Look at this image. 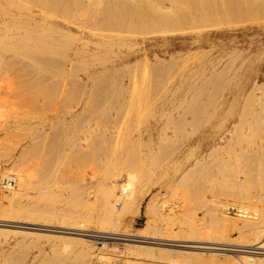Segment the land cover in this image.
<instances>
[{
    "label": "bare ground",
    "instance_id": "bare-ground-1",
    "mask_svg": "<svg viewBox=\"0 0 264 264\" xmlns=\"http://www.w3.org/2000/svg\"><path fill=\"white\" fill-rule=\"evenodd\" d=\"M18 1H21V0H18ZM90 2L92 1H89V3ZM39 3L41 4L40 6L44 8L42 12L46 13L48 17L50 16L48 19L52 18V20L50 19L49 21L50 23L48 22V20H46V23L48 22V24L42 25V23H44L43 21H45V20H42V23L40 22L41 27H39V29L40 28L42 29L39 30L37 28V26L39 25L36 21L39 20L40 15L35 12L25 11L23 15H21L20 17H16V18L17 19L20 18V21L27 22V24L31 26L32 30L28 29L30 30L28 31L24 29L25 32L20 33L21 35L18 38H13L15 35V34L13 35V33H7L3 41L0 43V46L2 47L0 49L5 50L4 52H1L2 51L1 50L0 51L1 53H5L6 51L13 52L19 56L26 57V58L28 57L29 59V57L33 55V53L34 54L40 53L41 55V53L46 52L47 56L49 57H52V56L54 57V55L55 57L57 56V58L62 57L61 59H63L64 57H70L69 60L71 62V60L74 61V59L79 58L78 56L79 54H81L80 53L81 51L82 52L88 51V50H85V48L87 47L89 42H92V44L95 46V48L91 52L95 54V57L102 58L105 56H114L112 61L115 64L117 63L122 64L124 62V59L128 60L130 56H132V54L134 53V51L132 52V54L125 53L120 58V55L118 54V52H120L119 48L126 47L128 49H131L133 44L131 42L128 43L125 39H117L114 37H110L108 35H104L102 31H99L97 29H86L85 30L89 32L90 34L97 36L98 39L94 41L83 38L82 35L77 34V32L76 33L72 32L70 28L65 30L64 28L59 26L60 24H58L59 20L55 12L56 10H55L54 1L51 0L50 1L51 4L49 3L47 8H45V4L43 0H40ZM21 5L22 4L16 3V0H0V9H2L5 6H9V12L11 14L15 13L18 7H20ZM212 5H213V8H211V10H213L212 13L214 14V17H215V19L212 18V23L216 22L213 25L215 29L213 32V35L220 37V38L226 37V36L229 37V35H232V34L237 35V36H233V40L229 45L233 46L234 48L232 52L239 54L238 55L239 59H240L241 53H243L244 51L247 52V50L249 52L254 47V43H252L251 40H249L248 43H246L245 41L243 43L238 38V33H241V34L242 33L247 34V32L257 33L258 36H260L261 42L264 41V0H214V4ZM118 8L120 7L118 6ZM125 12L127 13V10ZM117 14H118V11H117ZM176 14H178V12ZM3 17L4 15L2 16V18ZM174 17L175 16H173V18ZM5 19L6 17H4L3 20ZM53 20L57 22L55 23ZM70 20L72 19L70 18ZM213 20H216V21L213 22ZM163 21L159 20V22H163ZM25 22L22 24L26 25ZM35 22L37 23V26H36L37 30L33 31V29H35L34 25H36ZM51 22L53 23V26H51ZM17 23H18V26L19 24H21V22H17ZM5 24H7V22L3 23V25ZM129 24H130V21H129ZM125 25L127 26V24ZM76 27L80 33L84 32L83 29L81 31V28H79L78 25ZM20 28L22 29L23 27H20ZM182 29L183 28L181 27L180 30ZM59 30L63 31L62 32L63 37L67 33L68 39L73 40V38L69 37L71 35L72 37L75 38L73 42L75 40H76L75 42H78L77 44L75 43L73 46H71L72 45L71 44L72 40H71L70 41L71 43H69L70 52L63 53L62 54L63 56H61V53L59 52V49H58L59 46L57 45V44H61V43H57L58 41L59 42L61 41L60 40L56 41V35L59 32ZM64 31H66V33H64ZM103 32L105 33V31ZM128 32L127 33L124 32L123 34H128ZM145 32H146V29H145ZM115 35L116 37H118L120 34L118 36L117 34ZM58 37L59 36H57V39ZM63 37L60 36L59 38H63ZM64 38H66V36ZM67 38L65 41L69 42ZM236 38L238 39L235 40ZM45 41L47 43L50 42V44L53 46L51 45L49 46V43L48 44L46 43L45 45ZM62 41H63L62 42L63 44L60 45V47L67 44L66 42L64 44V40ZM261 42L258 44H261ZM66 50L68 51V47L66 48ZM140 50H137V51H140ZM144 52H145V49L142 50L141 55L143 54L145 55ZM1 53H0V61L4 60V57L1 56ZM44 58L46 59V56H44L43 59ZM52 59L54 61V58ZM184 59H182V61ZM261 59L262 58L260 57V60ZM39 60L41 61V63L44 64L43 62L44 60L42 61V56H41V59ZM46 60L47 62L46 61L45 62L48 63V59ZM64 60L66 61L67 58H64ZM185 60L188 61L187 58ZM185 60H184V64L186 62ZM221 60H222V56L217 55L211 60H209V65H206L207 63H205L203 64V66H200L201 74L210 72V70L214 72H216V70H220L222 66L219 69L217 66L221 63ZM260 60L258 58V61H257V58L248 56L244 60L240 61V64L238 65L235 64L234 66L235 67L237 66L236 68H231V69H237L238 72L234 71L233 73L232 77L236 81L235 83L231 85V89L229 90V96L223 97L222 99H219L220 97H218V99L210 100L211 98H213V95H212L213 93H212L211 94L212 97L210 99L208 98L209 102L207 101L208 106L206 107V108H211V112L209 110L207 111V109L205 112V109H204V112H205V114L203 113L204 120L200 122L201 129L197 128L198 130L196 129L195 134L194 133L191 134V137L187 142L182 143V145L176 144L179 147L174 146L176 148H173V149L171 148V150L168 151V154L166 153L167 156L164 155L165 157H162L161 161L164 160L163 158H166V159L163 162L159 161L160 163L158 164L156 162V165L154 167H153V163H155L154 161L156 160V156L158 155L157 154L158 151L156 150L158 148L157 146H155L157 145L156 143L164 142L166 139L169 138L168 134L165 132L166 131L165 126L166 124L167 125L169 124L167 123L168 120L174 121V119L178 117L180 118L184 117L183 115L188 114L187 112H191L192 114L199 113L200 111L203 112V108L207 103L205 100L204 101L206 103L204 106L202 104L203 108L202 110H200L197 108H194V109L192 108L194 106L196 107L199 106V103L201 102L197 103L196 100L194 99H190V100L185 99L184 95H183L184 96L183 98L175 97V96H159L158 97L157 95L158 93H157L156 94L157 97L155 96L154 98H149L144 95L145 88L143 90V87H141L140 82L137 83V81H131V82L118 81L119 83L117 82L116 83L114 82L103 83V85L99 87H97L98 85L96 84H95V87H93V84L92 85L86 84L85 87H82L83 90L86 91V90H90L91 88H94V90L96 91L102 90V92L100 91L101 95L94 94V95L89 96L81 92L83 95H80L79 93V96L77 94L75 96L74 95L72 96L70 95L72 93L69 92L71 91L70 90L71 88L69 86L70 84L68 85L69 86L68 88H70L68 90L66 88L67 86L65 85L66 83H63L64 79L61 81L54 80L56 81L55 83H53L54 86L56 85L54 89L52 86H50L51 84L48 85L52 87V90H55V91L51 90V92H54L53 95L50 92L51 96L50 95L47 96L49 94L48 92H47L48 94H46L45 96L43 95L40 96V94L29 96L28 95L29 92H27L26 86L28 85V83L30 84L32 81L28 82L30 80L28 79V81L26 80L25 83L22 82L23 84L20 87H23L22 90L25 91V93L24 92L22 93V91H20L21 96H22V103H21L19 114L13 115L8 120L2 119L0 117V162L2 160L7 161V164L5 167H2V166L0 167L1 168L0 169L1 170L0 180L4 178H9V177L14 178L15 180V184L13 187L6 188L5 190L0 189V215L3 216L5 219H7L6 217H9V214H12L16 216L17 218L25 219V221L22 220V222H18L19 224H31V226L36 225V227L37 225L49 227L50 224L49 225L48 224L44 225V223L35 224L32 222V220L35 222L36 220H40V221L41 220H52L53 221L52 224L65 223V226L67 224H72L73 225L72 227L59 226V228L62 227V229L63 228L66 229L65 230L66 232L56 231L57 228L56 230H45V229L44 230L49 231V232L63 234V235L59 234L53 237H55V239L63 240L65 243H69L72 241L80 242L84 247H82L80 251L79 249L77 250V252L79 251L80 254L81 253L83 254L82 256L83 263L79 262V264L81 263L85 264L86 262H88V260L91 259L92 255L94 254V250H93L94 242L92 241V238H94L95 240H102V239L110 238L108 236H111V235L113 236L114 234L115 236L116 235L118 236H116L115 238H110V239L123 240V241L125 240L127 242L132 241V242L155 244V245L156 244L157 245H167V246L170 245L174 247L190 248V249H195V250H200V251L202 250L212 251V250H217V249H224V250L229 251L230 250L229 247L218 248L215 244H218L219 242L218 243L202 242V243L188 245V244H184V241L178 240L179 242H183V244L182 243L172 244V243H166V242L163 243L164 240H167L165 238L161 239V238H155V237L146 236V235H133V233L131 234L125 228L126 217L127 215L131 213H133L134 215V213L139 210L143 197L146 195V193L150 189L148 188V180L152 176H154V179H158L161 184L164 182L167 188L168 187L170 189L173 188L170 190L172 191V193L170 194L169 198H167L168 194L167 196H165L163 195L162 192H161L162 195L160 196L158 195L159 197L155 193L150 197V199L148 198L149 200L147 201L145 205V209H144V213H145L144 215H146L145 216L146 221H145L144 226L140 228L139 232L148 231L155 236L156 235L176 236L175 234H173V232L171 234L170 229H169L172 227L171 226L172 224L176 223L178 225L176 227H178L180 231H183V233L185 232V234H182V232H180V234L184 236L186 235V236H189L195 239L202 237L200 236L201 234L200 232L196 233V231H198V227L200 226H198L197 220H199V218L197 217L196 213H194L195 210L192 211V209L190 208L191 211H188L189 210L188 209L187 210L188 212L185 213L184 217L180 219H178V216L176 214H173L175 213L173 212L175 205L179 206L182 201L185 202V201L192 200V198L190 199V197L192 196L193 192L189 191L188 189H185L186 187L183 188L182 187L183 185L181 184H183L182 183L183 181L191 178L193 173L196 171V168H198L197 167L198 165L201 166V168L200 167L199 168L201 169L200 171H202V166L206 164L204 163L206 157L208 158V156L209 157L212 156V158H216V160H218L219 158H223L219 155L221 152H223V154L225 155H230L234 158L236 170H243V171L246 170L247 167L244 163L243 153L238 152L235 147L236 145L240 143V141L245 142L246 138H248V135L250 136L252 133H255L254 131L257 132V129L262 130L264 132V111L263 113L259 111H255V110L251 112L253 109L252 107L253 104L251 103L252 105H250V102H251L250 97L251 98L255 97V99H258L260 96L259 93H258L259 95H257V91L260 90L259 88L261 84V83H258V79L260 77L259 76L260 69L262 66H264L263 62H260ZM226 61L227 63L231 62L232 64V61L230 62H228L229 60H226ZM34 62L35 61L30 60L28 64L29 65L34 64L37 67L38 64L36 65V63ZM56 62L57 64L59 63L58 59ZM97 62H100V61H97ZM4 63H6V61H4ZM49 64L52 65L54 63L49 62ZM57 64H54L51 67H54ZM69 64H67L68 66H66V64L64 65L66 69H70V68H67L69 67ZM180 64H183V63H180ZM10 66H12L11 63H10ZM58 66H55L56 70H59V69H61V71L65 70V67L63 68L60 65ZM116 68L117 67H115V69ZM124 68H128V64H124ZM18 69H21L20 71L22 70L24 71L22 66H20V68L18 66ZM39 70L41 71L40 68ZM227 70H229L228 65H227ZM61 71L59 70L57 73L54 71L55 74L52 73L53 71H50V74L57 75ZM251 71L253 72L251 73ZM19 73L21 72L18 71V76H20ZM23 73H24L23 75H26L25 72ZM216 73L218 75L219 72L217 71ZM52 75L50 76V78L53 77ZM62 76L60 77L62 78ZM55 77L58 78L59 76H54L52 79H55ZM33 82H35V80H33ZM26 83L27 85L25 86ZM36 83H38V81ZM167 83H169V81ZM34 85L37 86V84H34ZM34 85L30 84V86L28 87L32 86L35 88L36 86ZM164 86H162V88ZM41 88L43 87L41 86ZM35 89L37 92V88ZM161 89H159V92ZM198 89H199V86H198ZM74 90L75 89H73V91ZM32 91H35V90H32ZM30 94L32 93L30 92ZM192 94H190L189 96H191ZM198 96H194V97L197 98ZM242 97H245V98H243L244 100L240 104V99ZM204 101H202V103ZM223 101H225V103H223ZM248 102H249L250 107H252L251 111H249L250 113L247 112L249 108L247 107L246 104ZM245 107H247L248 109L246 110ZM196 120H199V117H197ZM176 122H179V121H176ZM188 122L191 123V126L193 125L192 122L190 121L186 122L187 125H188ZM170 125L173 127L174 124L171 123ZM181 125L182 124H180V126ZM183 129H185V127ZM192 129L193 127L190 130ZM190 132L192 133V131H189L188 133ZM19 133L22 135L21 139L23 140V144H22L21 150H19V153H17L16 155L14 154L15 148L13 144L17 136L18 135L20 136ZM205 133L206 134L209 133L208 136ZM201 136L203 139H206V140H208L209 138L210 139L212 138L211 139L212 141L199 144V142L201 141ZM185 138H188V137L186 136ZM168 140H166V143L170 144V141L168 142ZM175 140L177 139L175 138ZM251 140L252 139L250 138V143H251ZM163 144L165 145V143ZM163 144L161 146H163ZM161 146L160 148L162 149ZM167 148L169 147H167L166 145V149L164 150H167ZM245 149L247 151L249 149L250 151H253V152L254 151L259 152V150L255 147L250 148L249 146ZM162 153L161 155L164 154ZM212 161H214V159ZM239 164H241L242 168L239 167L238 169L237 167ZM261 165H263V163ZM209 167H212V166H209ZM209 167L207 171L210 172ZM207 171L205 170L204 172H207ZM260 171L258 172L259 176L261 174ZM61 173L64 175H61ZM170 176L172 177L169 179ZM177 176L179 178L178 183L179 181H181L180 184H177V182L173 180V178L176 179ZM65 177L67 178L64 180ZM207 177L209 176L207 175ZM249 177H250V174H247L242 179H240L238 182L234 181V183L231 184L232 185L231 192L233 194L235 193V195H238L240 198V205H239L240 208L239 209L241 210V213L238 214V217L240 218L234 217L233 220H231L225 214V209L227 208V206L230 205V202H228L227 200L221 201L220 200L221 198H220L219 199L220 201L218 199L217 200L214 199L212 201L213 205L211 207V216L215 220L214 222H216V220H220L221 223L224 224V227L235 228V230L236 229L239 230L241 234H243L244 232L249 233L248 241H250L251 243H247L245 245L247 249H243V250L239 249L238 251L241 252L239 255L237 256L234 255L235 257L232 256V258H230L229 256L231 261L233 259V261L231 262L232 264H264V205H263L264 203L262 204L263 206L259 205L261 202H257V200L255 201L256 197L254 200H251L250 197H248L250 196V193H248L249 195H247L245 193L246 190L244 188L241 189V187L244 186L243 184L246 183L245 181H247ZM250 179L251 177L249 178V181H251ZM205 181L206 183L207 181L208 183L210 182L208 179ZM248 182H247V185L245 184V186L249 185ZM185 183H188V181ZM249 183L252 184L251 182ZM194 184H197V183L195 182ZM199 186H200V183H199ZM245 188L247 189V187ZM239 190L240 191L244 190V193L246 195L241 193ZM198 192L200 195L201 191H199V189H198ZM173 199H176L177 201L176 200L174 201ZM200 202H201V199H200ZM185 203L187 204V202ZM186 206H189V205H185V208ZM174 215H176L177 217ZM220 221H218V223ZM6 222L8 223L9 221L7 220ZM160 222H164V224ZM5 223L1 222L0 226L1 227L9 226ZM11 226H13V224ZM26 227H22V226L20 227V225L18 226L17 224L15 228L24 229ZM54 227H57V226L54 225ZM92 227H95L98 230L95 231L94 229L93 230L91 229L90 231H93V232L100 231L103 234L97 235V234H92V233L89 234V233L81 232V231L89 232L88 229ZM31 229L34 231L41 230L40 228H34V227ZM120 230H122V232H120ZM3 231H6L7 233L9 231L13 232V230H8V229L3 230ZM26 231L25 232L19 231V232L25 233L24 235L26 234L33 235V236L38 235L41 237L47 236V235H42L37 232H32V231L26 232ZM239 231H238V235H240ZM195 233L197 235L199 234V236H196ZM64 234L76 235V236L70 237L68 235L64 236ZM133 236H136L139 239L131 238ZM159 240H162V241H159ZM227 245L229 246L230 244H227ZM132 247L138 248L139 246L136 244H133ZM147 249H150V248L148 247ZM157 249L160 251L158 247ZM64 250L65 249L63 247V252ZM166 251L167 250H163V253L164 254L167 253ZM140 253L141 252L138 250V254ZM94 256L96 258V261L94 264H116L115 258L108 255V253L106 254V253L99 251L95 253ZM75 257H76V254H75ZM204 258H206V256ZM73 259L75 260V258ZM168 259L172 261L174 258H168ZM127 260H130V259H127ZM128 263L141 264L142 262L139 263L138 260H132V261L130 260Z\"/></svg>",
    "mask_w": 264,
    "mask_h": 264
},
{
    "label": "rangeland",
    "instance_id": "rangeland-1",
    "mask_svg": "<svg viewBox=\"0 0 264 264\" xmlns=\"http://www.w3.org/2000/svg\"><path fill=\"white\" fill-rule=\"evenodd\" d=\"M39 1L40 0H25V1L24 0H21V1L16 0V3L22 4V5L20 7H18L16 12L13 14H11L9 12V6H5L2 9H0V43L3 41V39L7 33H13V35L14 34L15 35H14V37L12 35V37L18 38L21 35L20 33H24L25 30H28V29L32 30L31 26H29V24H27V22L20 21V18L19 19L16 18V17H20L21 15H23L25 11L35 12V13L40 15L39 20H38L39 22L36 21L39 26H37V23L35 22L36 25H34L35 29H33V31L37 30L36 26L38 29H39V27H41L40 24L42 23V20H45V21H43L44 23H42V25L48 24L50 19L52 20V18L48 19L50 16L48 17L46 15V13L42 12V10H44V8L40 6L41 4L39 3ZM43 1L45 4V8H47L48 4L50 3L51 0H43ZM53 1H54V5H55V10H56L55 12H56L57 18L59 20L58 24H60L59 25L60 27L64 28L65 30L70 28V30L72 32H75V33L77 32V34L82 35L83 38L91 40V41L98 39L97 36H94L85 30L86 29H97L99 31H102V33L104 35H108L110 37H114L117 39H125L128 43L131 42L133 44L131 49H128L126 47H122V48L120 47L119 48L120 52H118V54L120 55V58L125 53L126 54H132L133 51H134V53L132 54V56H130V58L128 60L124 59V62L122 64H118V63L115 64L112 61L114 56H105L102 58L95 57V54L91 53L92 50L95 48V46L92 44V42H89L87 47L85 48V50H88L90 52H88V51L82 52L81 51L80 52L81 54H79V56H78L79 58L74 59V61L71 60V62L69 60L70 57H64V58H67V60H69V61H67V60L65 61L64 58L63 59H61L62 57L57 58V56L55 57V55L53 57L52 54H51L52 57H49V56H47L46 52L41 53V55H40V53H38V54L33 53V55H31L28 59V57L27 58L22 57V56H19L13 52H7L6 51L5 53H1V52H4L5 50L0 49V51L2 50L0 52L1 56L4 57V60L0 61V117L2 119L8 120L13 115L19 114L21 103H22V96H21L20 91H22V93L23 92L25 93V91L22 90L23 87H20V86L23 83H25L26 80L28 81V79H30L28 82L32 81L30 83L31 85L37 84V86L34 85V86H36L35 88H37V92H36V89L34 87H32V86H31L32 88L28 87V86H30L29 83H28V85H27V83L25 84V86L27 85L26 90H27V92H29V94H28L29 96H31V95L33 96L35 94L36 95L40 94V96H42V95L45 96L48 93L49 94L47 96H49V95L51 96L50 92L52 90V87H53V89L56 87V85L54 86L53 83H55L56 81H59V80L61 81L63 79H64L63 83H66L65 84L67 86L66 88L68 90L71 88L70 89L71 91H69V92L72 93V94H70L72 96L73 95L75 96L76 94L79 96V93H80V95H83L82 93H84V94H87L89 96L94 95V94L95 95H99V94L101 95L100 91L102 92V90H100V89H99L100 91H96V90H94V88H91L93 91L91 89H90L91 91L90 90H86V91L83 90L82 87H85L86 84H91V85L93 84V87H95V84H96V85H98L97 87H99V86L103 85V83H110V82L119 83L118 81H121V82L137 81V83L140 82V85H141V87H143V90L145 88L144 95L149 97V98H154L157 93H158L157 94L158 97L159 96H175V97H182L183 98L185 96L184 97L185 99H189V100L194 99V100H196L197 103L201 102V103H199V106H197V107L194 106L192 109L197 108V109L202 110L205 103L207 101L209 102V99L212 97L211 96L212 93H213L212 94L213 98H211L210 100L218 99V97H220L219 99H222L223 97L229 96V90L231 89V85L233 83H235V81H236L232 77L233 73H234V71L238 72L237 69H231V68L237 67V66L236 67L234 66L235 64L236 65L240 64V61L244 60L248 56H252L254 58H257V61H258V58L260 60V57H261L262 59L260 60V62H263V64H264V41L261 42L260 36H258L257 33H250V32H247V34L238 33V38L243 43H244V41L246 43H248L249 40H251L252 43H254V47L249 52L247 50V52L244 51L243 53H241L240 59L238 57V55H239L238 53L236 54V53L232 52L234 50L233 46L229 45L233 40V36H237V35L232 34V35H229V37L226 36V37H221V38L213 35V32L215 30L213 25H214V23H216V22H214L216 20H213L214 23H212V18L215 19V17H214V14L212 13L213 10H211V8H213L212 4H214V0L213 1L212 0H53ZM89 1H92V2L89 3ZM38 6H39V8H38ZM118 6L120 8H118ZM60 9H61V11H60ZM149 9H151V10H149ZM126 10H127V13L125 12ZM133 10H134V12H133ZM113 11H115L116 13ZM117 11H118V14H117ZM104 12H106V13H104ZM177 12H178V14H176ZM63 14H64V16H63ZM77 14H78V16H77ZM112 14H114V15H112ZM3 15H4V17H6L5 20H3L4 17L2 18ZM123 15H125V16H123ZM135 15H136V17H135ZM173 16H175V17L173 18ZM112 17H114V18H112ZM70 18L72 20H70ZM73 19H75V20H73ZM46 20H48L47 23H46ZM114 20H116V21H114ZM159 20L160 21L165 20V21L159 22ZM53 21L55 23L57 22L55 20H53ZM129 21H130V24H129ZM4 22H7V24L3 25ZM17 22H21V24H19V26L23 27L22 29L18 26ZM24 22L28 26L22 24ZM55 23H54V25H55ZM13 24H15L16 26ZM76 24L79 26V28H81V31L83 29L84 32L80 33L76 27L77 26ZM125 24H127V26ZM131 24H132V26H131ZM210 25H211V27H210ZM51 26H53L52 22H51ZM124 26H126V27H124ZM181 27L183 28L182 30H180ZM124 28H125V30H124ZM40 29H42V28H40ZM145 29H146V32H145ZM30 30H28V31H30ZM126 30H128L130 32H128ZM103 31H105V33ZM62 32L63 31L59 30V32L56 35V41L57 40L61 41V42H59V41L57 42V43H61V44H57L59 46L58 49H59V52L61 53V56H63L62 55L63 53L70 52L69 51L70 50V44L69 43L72 42L71 46H73L75 43L76 44L78 43V42H75L76 40L73 42V40L75 38L72 37L71 35L69 37L73 38V40L71 39L72 40L71 41L70 39H68L66 31H64V33H66V35H64V37L66 36V38H67V40H69V42L65 41L66 38L63 37ZM112 32H113V34H112ZM124 32L125 33L128 32V34H123ZM225 32H227V31H225ZM59 33H61V34H59ZM114 33L117 34V36L120 34L119 35L120 37L119 36L116 37V35ZM57 36H59V37L62 36L63 38L58 37V39H57ZM238 38H236L235 40H237ZM61 39L64 40V44H65V42L67 43L64 45L65 47L64 46L60 47V45L63 44L62 43L63 41ZM260 42H261V44H258ZM46 43L47 42L45 41V45H46ZM48 43L50 46L51 45L50 42H48ZM68 44H69V46H68ZM51 46H53V45H51ZM67 47H68V51L66 50ZM0 48H2V47L0 46ZM143 49H145V52H144L145 55L144 54L141 55ZM137 50H140V51H137ZM39 55H40V57H39ZM217 55L222 56V60L220 63L221 65L219 64L217 66L218 69L221 66H222V68H220V70H216V72L217 71L219 72L218 75L216 72L211 71V70H210V72H206L205 74H201L200 66H203V64H205V63H207L206 65H209V60H211L212 58H214ZM41 56H42V61L45 59V58L43 59V57L46 56V59H48V63H46L47 62L46 59L43 61L44 64L41 63V61L39 60V59H41ZM183 57L184 58L186 57L188 59V61H186L185 60L186 58L184 59ZM191 57L193 60L191 59ZM52 58H54V61L55 60L57 61V59H58L59 63L57 64L56 61L54 62ZM182 59H184L186 61L185 64H184V60L182 61ZM30 60L35 61L34 63H36V65L38 64L37 67L38 66L39 67L37 68L34 64L29 65L28 62ZM226 60H229L228 62L232 61V64H231V62L227 63ZM4 61H6V63H4ZM97 61H100V62H97ZM101 61H102V63H101ZM49 62L57 64L55 66L60 65L63 68L65 67L64 66L65 64H66V66H68L67 64L70 63L69 67H67L70 69H66V67H65V70L64 71L62 70L63 72L61 71V69H59L62 72V74L64 73L63 76H62L61 72L58 73L59 75L58 74L52 75V74H50V71H53L52 73H54V71L57 73L59 70H56L55 66L51 67L54 64L51 65V64H49ZM132 62H133V64H132ZM190 62H192V63H190ZM10 63L12 66H10ZM62 63L63 64L65 63V64L63 65ZM180 63H183V64H180ZM222 63H223V65H222ZM225 63L228 65L229 70H227V65ZM124 64H128V68H124ZM18 66H19V68H20V66L23 67L24 71L23 70L22 71L25 72L26 75H23L24 73L22 71H20L21 69H18ZM114 66L117 68L115 69ZM121 66L123 69L121 68ZM253 66H255V65H253ZM39 68L41 69V71L39 70ZM244 68H246V67H244ZM18 71L22 73V74L19 73L20 76H18ZM220 71H221V73H220ZM248 72H250V71H248ZM252 72L253 71H251V73ZM259 73H260V75H259L260 77L258 79V83H261V84H260V88H259L260 90L257 91V95L260 94V96H259V98L257 97L258 99H255V97L254 98L252 97L254 101L250 97L251 102L250 101L249 102H250V105L253 104L252 105L253 109H252V107H250L249 102H248L246 105L249 109L247 107H245L246 110L248 109L247 110L248 113H250L249 111H251V109H252L251 112H253L255 110V111H259V112L263 113V111H264V110H262V109H264V75H263L264 74V66L261 67ZM49 74H50V76L52 75L53 77L54 76H59V77L58 78L55 77V79H52L53 77L50 78ZM199 75H201V76H199ZM60 76H62V78ZM32 78H34V79H32ZM33 80H35V82H33ZM36 80L38 81V83H36L37 82ZM54 80H56V81H54ZM168 81H169V83H167ZM210 81H211V83H210ZM39 82H40V84H39ZM121 82H120V84H121ZM19 83H20V85H19ZM158 84L161 88H162V86L165 85L164 86L165 88L163 87L161 89L158 86ZM48 85H50L52 87H50ZM68 85L70 86V88H68L69 87ZM75 85H77V86H75ZM41 86L43 88H41ZM198 86H199V89H198ZM27 87L29 90L27 89ZM74 87H76V88H74ZM147 87L149 90L147 89ZM167 88H168V90H167ZM73 89H75V90L73 91ZM159 89H161L160 92H159ZM32 90H35V91H32ZM76 90H78V91H76ZM218 90H219V92H218ZM52 91H55V90H52ZM145 91H146V93H145ZM171 91H172V93H171ZM30 92L32 94H30ZM51 93H52V95L54 94V92H51ZM190 94H192V95L189 96ZM193 95L194 96L199 95V96L197 98H195ZM243 98H245V97H242L240 99V104L244 100ZM199 99H200V101H199ZM202 101H204V102L202 103ZM208 102L204 106L203 112L200 111L201 113L199 112L196 114H192L191 112H187L188 114L183 115L184 117H181V118L178 117V118L174 119V121L168 120L167 123H169V124L168 125L166 124V126H168V127L165 126V130H166L165 132L169 136V138H168L169 140L168 139H166V140H168V142L170 141V144L166 143V140L164 142H160V143L157 142L156 143L157 145H155V146H157V148H158V149H156L158 151V153H157L158 155L156 156V160L154 161L155 163H153V167L156 165V162H157V164L160 163L159 161L162 160V157H165L164 155L167 156L168 151H170L171 148L172 149L176 148L174 146L179 147L178 145H182V143L187 142L190 139L191 134H193V133L195 134L197 128L201 129L200 122L202 120H204V114L206 112V109H207V111L209 110L211 112V108H206L208 106ZM260 102H261V104H260ZM223 103H225V101H223ZM202 104H203V106H202ZM261 107H262V109H261ZM204 109H205V112H204ZM197 117H199L200 121L196 120ZM186 119H187V121L192 122L193 125L191 126V123H189V122L187 125ZM192 119H193V121H192ZM176 121H179V122H176ZM171 123L174 124L173 127L175 128L176 131L170 125ZM180 124H182V125L180 126ZM184 127H185V129H183ZM189 127H190V129L193 127V129L190 130ZM183 130L184 131L186 130V131L184 132ZM258 130L259 129H257V132L254 131L255 133L251 134L252 137H251V135L250 136L248 135V138L250 137L252 139L251 143H250V138H249V140H248V138H246V140H245L246 143L244 141H242V142L240 141V143L238 145H236V147H235L238 152L243 153L244 163L247 167L245 171L236 170L234 158L230 155H225V154H223V152H221L219 155L223 158H219L218 160H216V158H212V156L211 157L208 156V158L206 157L205 161H204V163H206V164L204 166H202V171H200L201 166L198 165L197 166L198 168H196V171L193 173L191 178L182 182L183 184H181V185H183L182 186L183 188L186 187L185 189H188L189 191L193 192L192 196L190 197V199L192 198V200L185 201V202H187V204L184 201H182L179 206L175 205L174 210H173V212H175V213H173V214H176L178 216V219H180V218L184 217L185 213H187L188 211H191V209H192V211L195 210L194 213H196L197 217L199 218V220H197L198 226H200V227H198V231H196V233L200 232L202 234V235L200 234V236H202V237L195 239V238H192V237H189L186 235L185 236L182 235V234H185V232L183 233V231H180L178 229V227H176V226H178L176 223L172 224L171 225L172 227L169 229H170V233L172 234V232H173V234H175L177 237L172 236V235H168V236L156 235L155 236L148 231L139 232L140 228L142 226H144L145 221H146V217H145L146 215H144L145 214L144 209H145V205H146L147 201L150 199V197L155 193L157 196L158 195L160 196V195H162L161 194V192H162L163 195H165V196H167V194H168L167 198H169L170 194L172 193V191H170V190L173 188L170 189L168 187L169 188L168 189L167 186L164 184V182L161 184L158 179H154V176H152L153 178L151 177L148 180V188H150L148 191L149 193L147 192L146 195L143 197L139 210L137 212H135L134 215H133V213H131V214L127 215V217H126L125 228L131 234L133 233V235H146V236H152V237L161 238V239L165 238L167 240H164L163 243L166 242V243H172V244H175V243H182L183 244V242H179L180 240L184 241V244H188V245L196 244V243H202V242H214V243L219 242L218 244H215L218 248L229 247V249H230L229 251L224 250V249L212 250L213 252L209 251V250L200 251V250H195V249H190V248H179V247H174V246H170V245H168V246L167 245H157V244L155 245V244L139 243V242H132V241L127 242L125 240L123 241V240L110 239V238H115L116 236H118V235L115 236V234H114L113 236L112 235L108 236L110 238L102 239V240H95L94 238H92V241L94 242L93 243L94 254L99 252V251L106 253V254L108 253V255L115 258L116 264H131V263H128L130 260L131 261L132 260H138L139 263L142 262L141 264H143V263L147 264V262H148V264H150V263L151 264L152 263L153 264H156V263L157 264H161V263L162 264H228V263L232 264L231 262L233 261V259L231 261L230 258H232V256H234V255L235 256L239 255L241 252L238 250L239 249L240 250L241 249L242 250L247 249V247L245 245L247 243H251L250 241H248L249 233L244 232L243 234H241L240 231L237 229H236L237 230L236 231L235 228L224 227V224L221 223L220 220H216V222H214L215 220L211 216V207L213 205L212 201L214 199L219 200L220 198H221L220 199L221 201L227 200L228 202H230V205L227 206V208L225 209V214L231 220H233L234 217L240 218V217H238V214L241 213V210L239 209L240 208V206H239L240 205V198L238 195H235V193L233 194L231 192V186H232L231 184L234 183V181L238 182L244 176H246L247 174H250V177H251L250 180L251 181H249V178H250L249 177L248 180L245 181L246 183L243 184L244 186L241 187V189L244 188L246 190L245 193L247 195H249L248 193H250V196H248V197H250L251 200H254L256 197L255 201L257 200V202H261L260 204L258 203L259 205H262L264 203V132L262 130H259V131ZM174 131H175V133H174ZM189 131H192V133L191 132L188 133ZM181 132H183V133H181ZM208 134H206V135L208 136ZM18 136H17V138L13 144V146L15 148L14 154H16V155H17V153H19V150H21V147L23 144V140L21 139L22 135L20 134V136L19 137ZM186 136L188 138H185ZM175 138L177 140H175ZM170 139L171 140L173 139V140L171 141ZM211 139L209 138L208 140H206V139H203L201 136V141L199 142V144L200 143L203 144V143H206L208 141L211 142L212 141ZM172 142L174 143V145ZM163 143H165V145ZM162 144H163V146H161ZM176 144H178V145H176ZM248 144H249L250 148L255 147L259 150V152L258 151L253 152V151H250L249 149L247 151L245 148L249 147ZM166 145L170 149L167 148V150H164V149H166ZM160 146L162 147V149L160 148ZM170 146H172V147H170ZM161 153L163 155H161ZM203 154H204V152H203ZM163 159L165 160L166 158H163ZM213 159H214V161H212ZM163 161H161V162H163ZM262 163H263V165H261ZM6 164H7V161L2 160L0 162V167L1 166L5 167ZM207 164L209 166H212V167H209ZM206 166H207V168H206ZM259 166H260V168H259ZM208 167H209V170L211 173L209 171H207ZM239 167L242 168L241 164H239L237 168L239 169ZM260 169H261V171H260ZM205 170L207 172H204ZM259 171L262 174V175L260 174V176L258 173ZM203 172L206 173L209 177H207V175L204 174ZM0 173H1V170H0ZM201 173H203L204 175ZM209 173H210V175H209ZM199 174H201V175H199ZM61 175H64V174L61 173ZM171 177L172 176H170L169 179ZM66 178L67 177H65L64 180ZM177 178H178V176L176 177V179L173 178V180L176 181L177 184H180L181 181H179V183H178L179 178L178 179ZM192 178L194 181L192 180ZM206 178L210 181L209 183H208V181L206 183V181H205V180H207ZM187 181L189 184L185 183ZM248 181L251 182L252 184H250ZM195 182L198 185L194 184ZM247 182L249 184L248 185L249 187L245 186V184L247 185ZM199 183H200V186H199ZM188 186H189V188H188ZM202 186H204V187H202ZM245 187H247V189ZM197 188L199 189V191H201L200 195H199ZM201 188H202V190H201ZM195 189H197V190H195ZM249 189L252 192V194L249 191ZM150 190H152V191H150ZM168 191H169V193H168ZM240 192L243 193L244 195H246L244 193V190L240 191ZM253 194H254V196H253ZM252 197H254V198H252ZM198 198H199V200H198ZM200 199H201V202H200ZM259 199H260V201H259ZM173 200L175 201L176 199H173ZM185 205H189V206H186V208H185ZM178 213H179V215H178ZM176 215H174V216H176ZM6 218L7 219H5L3 216L0 215V220H2V221H0V223L1 222L5 223L7 220L9 221L8 223L7 222L5 223L9 226H4V227L0 226V264H43V263H45V264H71V263L72 264H79V262H82L83 254L82 253L80 254L79 251L84 246L80 242L72 241L69 243H65L63 240L55 239V237H53V236H57L59 234L60 235H63V234L45 231V230H56V228H57L56 231L66 232L65 231L66 229H64V228L62 229V227H67V226L72 227L73 226L72 224H67L65 226V223H62V224L59 223L60 225L59 224H52L53 223L52 220H41V221L36 220V222L38 221L39 223L38 222L36 223L35 221L32 220V222L35 224H43L44 223V225L50 224L53 226L52 227L49 225V227H46V226H38L37 225V227H36V225L31 226V224H19L18 222H22V220L25 221V219L17 218L16 216H14L12 214H9V217H6ZM218 221H220V222L218 223ZM160 223L164 224V222H160ZM10 224L11 225L13 224V226H11ZM17 224H18V226L20 225V227L21 226L22 227L27 226V227L24 229L15 228L17 226ZM54 225L57 227H54ZM214 225H216V226H214ZM29 226L31 228H33V227L34 228H40L41 230L40 231H34ZM59 226H62V227L59 228ZM46 228H48V229H46ZM6 229L13 230V232H15V230H16V232H15L16 234L13 233L12 231H9L8 233L6 231H3ZM91 229L92 230L94 229L95 231L98 230L97 228L92 227V228L88 229L89 232L88 231H81V232L82 233L83 232L89 233V234L92 233V234H97V235L103 234L100 231H97V232L90 231ZM26 230L29 232L32 231V232L40 233L42 235H47L50 238L47 236L41 237L38 235H35V236L27 235V234L24 235L25 233H21L22 231L25 232ZM171 230H173V231H171ZM19 231H21V232H19ZM174 231H176V232H174ZM238 231H239L240 235H238ZM17 232H19V233H17ZM120 232H122V230H120ZM120 232H118V233H120ZM180 232H182V234H180ZM196 233H195V235L199 236V234L197 235ZM177 234H179L180 236ZM65 235H68V234H64V236ZM204 235H206V236H204ZM68 236L75 237L76 235H68ZM85 238H86V236H85ZM131 238L139 239L136 236H133ZM159 241H162V240H159ZM196 241H198V242H196ZM133 244H136L139 247L138 248L132 247ZM227 244H230V245L228 246ZM62 245H64V246H62ZM146 246H148L150 249H147L148 247H146ZM63 247L66 250V251L64 250V252H63ZM157 247L160 249V251L157 249ZM78 249H79V251H78L79 253L77 252ZM103 249L104 250L106 249L105 252ZM138 250L141 252L140 254H138ZM163 250H167L166 251L167 253L164 254ZM178 250H179V252H178ZM151 252H153V253H151ZM75 254H76V257H75ZM94 254L92 255L91 259L88 260V262H86L85 264H94L95 263L96 258L94 256ZM205 256H206V258H204ZM229 256H230V258H229ZM209 257H210V259H209ZM211 257H213V258H211ZM73 258H75V260ZM168 258H174V259L171 261ZM127 259H130V260H127ZM203 259H205V260H203ZM210 260H212V261H210Z\"/></svg>",
    "mask_w": 264,
    "mask_h": 264
},
{
    "label": "built area",
    "instance_id": "built-area-1",
    "mask_svg": "<svg viewBox=\"0 0 264 264\" xmlns=\"http://www.w3.org/2000/svg\"><path fill=\"white\" fill-rule=\"evenodd\" d=\"M15 184V180L12 177L4 178L0 180V189L5 190L6 188H11Z\"/></svg>",
    "mask_w": 264,
    "mask_h": 264
}]
</instances>
